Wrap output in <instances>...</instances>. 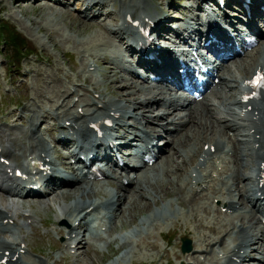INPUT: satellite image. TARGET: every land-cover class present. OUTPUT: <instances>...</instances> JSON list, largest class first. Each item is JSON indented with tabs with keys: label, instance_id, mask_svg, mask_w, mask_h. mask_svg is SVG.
Masks as SVG:
<instances>
[{
	"label": "bare ground",
	"instance_id": "bare-ground-1",
	"mask_svg": "<svg viewBox=\"0 0 264 264\" xmlns=\"http://www.w3.org/2000/svg\"><path fill=\"white\" fill-rule=\"evenodd\" d=\"M0 1V9H2L4 0ZM62 1H64V7L61 11L78 21L77 25L71 23L69 26H73L79 32L85 25H88L89 29L93 27L99 29V38L87 45L85 52L97 49L101 45L116 46L120 38L125 35L129 38L126 48L133 49L138 56V49L143 48L148 40L142 34L135 38L136 32L142 26L149 28L148 38L150 37L151 40L143 50L144 52L150 50L149 55L152 57L138 58L135 62L140 64L148 75L155 74L158 79L152 80L154 82L151 83L144 79L137 80L138 77L135 76L132 68H126V64L122 62L124 54L117 53L119 50L117 46L110 55L89 52L91 56L97 58L102 75L106 74L103 77L104 81L106 79L111 81H106L105 87L108 89L105 91L98 90L92 85L89 77H83L79 73H76L73 78L66 76V81L63 82L60 77L61 68L46 52L33 61L26 60L30 63L29 69L23 71L18 68L13 73L15 78L11 79V84L18 76L24 77L21 82L25 83H29L28 78L32 76L35 80L42 76L41 80L36 81L42 83L43 89L41 92L36 89L30 94L21 83L17 85L16 88L21 90L23 104L20 108L16 106L6 111L2 119L6 120L16 113L15 122L20 123L22 127L15 125L10 127L0 123V157L7 160L6 163L0 162V182L14 186L20 191L27 189L25 198L8 194L4 196L5 192L0 191V202H2L0 205V264H45L29 258L26 255L29 240L17 234L13 235L11 231H14L13 225L18 230L22 229L24 223H29L31 227L35 226L42 214L36 210L40 204L46 208L53 207L56 220L65 221L64 226H56V233L65 237V241L63 243L52 241L56 247L50 249L62 248L59 260L61 264H76L77 260L81 259L79 256L81 253L88 254L96 251L99 254L94 244L97 240H105L107 247L111 246L112 242H118V246L124 244L122 236L110 237L107 240L100 234L92 232L91 224L98 218L99 208L102 207L105 210L101 217L109 223L108 236L122 226L121 222L124 225L126 221L134 223L135 230L143 225L151 230L159 229L163 222L168 221L170 214H175L172 209L168 212L158 209L152 215L144 216V222H138L135 217L141 210L134 212V208L141 207L143 204L145 206L143 209H150L164 197L173 196L174 193L176 198L173 196L174 199L171 202L188 206L193 219L198 222V228L201 229H198V235L188 230L186 224H181V234H187L191 238L197 237L196 248L200 252L197 256L191 255L183 260L188 262L193 260L192 264L196 262L207 264L208 256L201 257V254L208 253L207 248L210 247V251L218 257L216 264H244L245 262L246 264H264V255L260 258L261 260L256 261L258 256L254 254V250L264 252V223L262 222L264 207L260 209V204H257L259 200L261 202L264 200V90L259 91L255 97L245 100V96L239 94L240 88L237 84L239 82L242 84L243 79L251 78L254 74H264V61L257 58V54L264 51V38H262L264 34L259 29V23L264 22V0H223L222 5L218 4L220 0H213L216 2L213 4L214 8L221 12L212 9L208 0H193L190 8L199 7L200 14L190 11V8L181 7L184 17L188 14L191 18L197 17L198 24L204 21L209 28L215 27V31L208 28L200 30L196 25L186 27V23L178 24L175 29L170 28V18L168 19L164 11H171L177 3H183L186 0H167L163 8L159 7L154 0H93L88 4L82 2L85 10H94L93 16L101 12L102 8L108 4H119L122 18L121 24L117 26L106 24L108 18L113 20L114 24L118 22L112 9L106 10L109 12L106 13L103 24L96 21L87 22L80 20L78 13L68 11L66 6L68 0ZM13 2L14 0H10V3ZM37 2H41L40 5H44L47 9L51 8L42 3L45 0H32L30 6L34 7ZM17 3L20 5L17 7L21 9L29 2L20 0L15 4ZM232 5L237 6L234 9L237 12L236 18L242 21V25L259 35L255 55H246L240 60L231 58L217 67L216 78L219 91L208 86L200 101L188 98L176 103L179 97L167 89L168 71L165 68V61L166 56L172 54V51H179L174 46L168 47L167 44H174L177 40L179 43H188L186 38L194 34L198 37L193 44L196 49L201 45V38L204 39L206 35L218 32V21L223 20L226 26L234 27L233 20L226 16V9ZM10 8L15 7L10 5ZM35 9L38 11V7L35 6ZM240 15H244L245 18ZM134 22L138 23L137 26L133 25ZM223 27L224 25L220 28ZM234 30L238 32L236 27ZM165 32L168 35L172 34V39L169 38L168 41L163 42L165 45L162 46L160 39L164 37ZM189 48H191L190 45ZM180 53H184V50L181 49ZM45 62L47 67L43 68L41 65ZM82 65H85V62L82 61ZM4 67L6 68V65ZM69 67L76 71L78 65L70 61ZM112 82H119V84H112ZM122 89L125 91L124 96L121 95ZM108 90L113 100H109L106 96ZM208 90L210 92L207 94ZM209 95L215 96L218 102L226 101L222 111L209 98ZM12 96L10 93L5 94L6 98ZM42 97L50 102L44 101ZM74 97L77 98L76 101H73ZM43 103H49L50 109H44ZM78 108L82 110L79 111ZM163 108L165 110L162 116L154 118L153 114ZM131 112H133L132 116ZM130 116L133 121L127 122L126 118ZM45 119H53L55 123L47 126L46 131H41L37 125L39 121H45ZM105 120L111 121V126H108ZM58 122L60 126H57ZM162 122H165L164 144L169 152L153 141L157 127ZM60 127L66 128L68 132L56 137L55 134ZM101 129L102 136H100ZM116 130L120 132L118 136L115 135ZM230 131L236 135L229 136ZM46 135L51 138L52 147ZM92 136L97 137L91 139ZM117 137L120 140H117ZM56 141H58L57 144ZM84 141L86 143H83ZM137 144H143L146 151L157 152L149 168L143 161V157V165L140 166L141 168H136V162L140 160L134 153ZM201 144H207L208 148H201ZM211 147H214L216 151L212 152ZM122 148L125 152L121 150ZM80 153L86 156L91 155V164L100 166L105 181H97L96 178L90 182L85 180L87 175L94 174L95 169L89 167L86 172H82L69 161V158L80 160ZM229 155L234 159L235 177L223 190L217 192L221 187L218 188L216 183L212 184L214 180L208 181L205 174L198 172V167L201 163L213 162L214 158L216 164L225 163ZM122 156L126 158L123 159L124 164L116 167V161ZM175 156L180 157L181 160L174 162ZM249 156L253 158L255 165L249 164ZM200 157L201 162L198 161ZM58 165L62 169L58 168ZM104 165L106 166L103 167ZM15 169L22 172L21 178H15L10 174V172L14 174ZM182 176H184L182 182L190 186L189 190L197 194L208 191L211 195L185 198L184 193L189 192L187 186L182 187L180 184ZM126 179L128 183L122 187L121 184ZM151 180H155V183ZM164 181H167V186ZM105 182L114 186L115 189L123 188L125 193L121 196L116 193H105L103 191ZM168 186L171 188L167 189ZM211 188L213 189L210 190ZM165 189H167L166 195H164ZM234 191L238 192L237 199L233 198ZM65 196L68 197L65 198ZM214 198L219 200L220 207H226V210L234 212L233 214L225 213L224 219H220L221 212L219 208L214 207L212 217H216V225L206 224L197 218V212L201 209L203 213L209 215L202 203L209 202L210 199L213 202ZM67 199L73 202L64 204ZM126 200L128 201L123 204ZM248 205H251V209H247ZM116 209L121 212L119 219H115L112 214ZM125 209L130 212V216L123 212ZM21 217L23 221H20ZM40 221L45 222L42 218ZM183 225L184 227L181 228ZM79 228L80 231H78ZM235 230L238 233L235 243L225 242L226 237L229 238ZM206 232L209 235H206ZM45 235L49 236L48 233ZM159 235L163 238L161 232ZM151 237L152 233L147 231L145 236L136 241L135 246L155 251L159 258L162 254L158 251L156 242H145ZM126 246L127 244L124 247ZM72 248H75V251L71 253ZM118 249L122 248L118 247ZM132 253L135 252L132 251ZM122 254L119 252L107 264H133L138 257V255L133 256L134 259L130 260L127 259V255L121 256ZM70 258L73 259L72 262ZM177 258L180 259L182 256L179 254Z\"/></svg>",
	"mask_w": 264,
	"mask_h": 264
},
{
	"label": "rangeland",
	"instance_id": "rangeland-1",
	"mask_svg": "<svg viewBox=\"0 0 264 264\" xmlns=\"http://www.w3.org/2000/svg\"><path fill=\"white\" fill-rule=\"evenodd\" d=\"M15 2L18 0H14ZM51 1L47 0L46 2ZM89 2L90 0H80ZM156 4H158L159 7L163 8L167 4V0H154ZM31 2V1H30ZM42 2L49 7L50 9H47L44 5H40L41 2L36 3V7H38V11L35 9V6H30V3H26L25 6L22 7L21 9L16 7V8H10V0H4L2 5L4 8L0 9V20L6 21L12 26L16 28L17 31L20 34L16 35V39L22 40L27 39L28 40V45L26 47L28 49H31V54L26 55L27 58L23 59L22 57V62L17 64L16 58L19 56H22L20 52H18L14 47L13 43L7 42V43H2L0 41V109H4L6 105L8 106V109L14 108L15 104L18 103V107L20 108L23 102L21 101V90L17 89L16 86L19 85L20 83L28 91L30 94H32L36 89H38V92H41L43 89L42 83H38L37 81L41 80V77H37V81L34 79V77L28 78L29 83L21 82L24 80V77L18 76L16 77L15 81L13 84L10 83L12 78H15L13 76V73H15L18 69L17 66L20 64V68L22 69H28L29 65H26L24 63V60H34L37 56V54L42 55L43 52H46L50 56H52V59L54 63L61 68V73L60 77L62 81H66V76L74 77L76 73L81 74L83 77L87 76L91 79L92 85L97 87L98 90H107L108 88L105 87L106 81L111 82L110 79L103 78L106 76V74L103 76L102 71L100 69V64L97 61V58L91 56L89 52L97 55L101 54H108L110 55L112 51L116 50V46L113 44L109 45H101L97 49L90 50L89 52H85V48L87 45L91 44L94 39L99 38V29L97 27H93L89 29L88 25L82 26L80 28V33L76 28L73 26H69V24L73 23L74 25L78 24V21L75 20L72 16L67 15L66 13H63V11L56 10L52 6H54L53 2L46 3ZM61 2V1H60ZM81 2H78V0H69L68 7L70 12H77L79 13V19L87 22H91V15L92 12L86 11L83 8H79ZM1 3V1H0ZM39 4V6H38ZM56 5V8L63 7V5ZM191 2H188L186 6H189ZM14 5V3H13ZM17 5H19L17 3ZM16 6V5H15ZM20 6V5H19ZM109 8H112L116 11L117 15L120 16L121 12L119 11V6L115 5L113 6L112 4L107 5L105 8H103L102 12L96 15L94 20L99 23L105 22L104 20V13L106 10ZM75 8V9H74ZM77 9V10H76ZM180 8L174 7L171 11H166L168 13V17L170 18L169 23L176 26L178 23H180ZM228 12H232L233 8L230 7L226 9ZM194 12H199V11H194ZM174 21H178L174 23ZM188 21L190 23H195L196 17L193 19L189 18ZM34 22V23H33ZM114 21L108 18L106 20V24L109 26H114ZM120 23V21H119ZM7 26V24H5ZM234 25L236 27H240L241 25H238V21L234 20ZM11 26V27H12ZM43 26V27H41ZM263 26V27H262ZM45 27V28H44ZM47 28V29H46ZM260 30L264 33V23H261ZM47 34V35H45ZM97 35V37H96ZM167 34H164V37L166 40L169 38L166 36ZM10 37H13L10 35ZM23 37V38H22ZM17 40V41H18ZM95 41V40H94ZM191 42V40H189ZM127 45V39L122 37L121 42L118 44L117 48L123 52L124 54V63L126 64V68H134L136 69V74L139 75L137 79L139 81H142L143 78L147 80L148 74L140 68L139 65L135 64L134 62V53L132 50L126 49ZM33 48L37 51L35 54ZM260 60H264V54L260 57ZM74 61L77 65L78 68L76 71H73L69 67V62ZM82 61L85 62V65H82ZM6 65V68L4 67ZM90 65V67H89ZM43 68L47 67V62L43 63L41 65ZM100 69V71H99ZM5 71V72H4ZM138 71V72H137ZM6 73V75H5ZM126 73V72H125ZM41 74V73H39ZM5 75V76H4ZM110 75V74H109ZM119 78V77H118ZM27 81V80H26ZM119 84V82H112V84ZM72 87V86H71ZM92 87V86H91ZM31 88V89H30ZM169 89V88H168ZM8 92L12 97L6 98L4 97V93ZM124 89L121 90V95L124 96ZM46 96H50L49 94H46ZM106 96L109 98V100H113V97L109 90L106 92ZM44 101L50 102L49 100L45 99V97H42ZM148 99V98H147ZM213 102L217 105L218 109L222 111L224 109V105L226 101H221L218 102L217 98H214L213 96L211 97ZM77 98H73V101H76ZM59 103V102H58ZM41 104V103H39ZM43 108L44 109H50V104L49 103H43ZM53 109H55V106H53ZM133 114V113H131ZM17 114H13L12 117L9 120H6L4 123L8 126H14L18 125L15 122V117ZM162 116V111H158L155 114H153L154 118ZM127 121H131V117L127 118ZM55 121L54 120H46V121H39L38 127L41 130H45L48 124H53ZM1 123V122H0ZM164 122L160 124V126L157 127V131L155 134V139L159 140V145L164 147V150L166 152H169L168 147L164 144V138H163V131L165 130L164 128ZM230 133L232 134L233 131ZM229 133V136H230ZM47 139L50 142L51 145V139L46 136ZM204 144H201V148L203 147ZM124 159V157H122ZM173 160L180 161V157H173ZM199 160V158H198ZM233 157L229 155V157H226L225 163H219L220 165L217 167L216 163L212 162H207L204 164H200L198 167V172H202L205 174L206 179L208 181L214 180V183H216V186L221 189H223L227 184H229L232 181V178L235 177V172H234V161ZM123 161V160H122ZM213 161V159H212ZM173 162V163H174ZM248 162L253 163V158L248 157ZM139 164L138 166H141L143 163L141 160L137 162ZM149 168V167H148ZM206 169V171L203 172V170ZM210 173H212L213 178H211ZM215 176V177H214ZM184 176L181 177L180 184L182 187L187 186L188 187V192L187 191L184 193L185 198L193 197V196H200V195H211L210 192H201L200 194H195L194 191L189 190L190 186L187 185V183H183L182 179ZM152 183H155V180H151ZM165 182V186H167V181ZM160 184V183H157ZM171 187L168 186L167 189H170ZM165 189V194L166 191ZM211 188L210 190H212ZM221 189H219L217 192H219ZM115 189L114 186L109 185V184H103V191L105 193H116L119 195H122L125 193L123 189L119 190ZM216 191V190H215ZM175 198H176V193H174ZM169 195V194H168ZM173 196H166L164 197L161 201L158 202L156 206H152L150 209H143L145 206L143 204L141 207L134 208V212H137L136 214V221H144L143 217L147 215H152L153 212L157 211L158 209L168 212L169 209H172L175 214H170L168 221H165L162 223L161 227L159 230L156 229H149V227H143V229H134L135 224L134 223H129L126 221L128 224H125L124 227H118L115 231L111 232L110 236L113 237L115 235H122L124 237V244H121V246H118L117 242L111 243V246L106 247V244L104 241L97 240L94 243L99 254L96 253V251H93L88 254H83L81 253L79 256L81 259L77 260L76 264H107L109 260L115 256L118 255L119 252L124 253L121 256L127 255V259H134L133 256L138 255V257L135 259L136 263L135 264H150V261L156 260L153 264H192L193 260L185 261L183 259L189 258L191 255L197 256L200 254V252L196 248V244L198 245L197 237L191 238L187 234H181L180 233V226L181 224H186L188 227V230L193 231L194 233L199 235V229L198 228V222H196L193 219V216L191 215V212L189 211L188 206H181L177 203H172L174 197ZM68 196H65V198ZM155 197V196H154ZM236 197V191H234L233 198ZM183 198V197H182ZM129 200V199H128ZM128 200L124 201L123 204H125ZM212 199L209 200V202L202 203L203 206L207 209L209 212V215H206L203 213V211L200 209L197 212V218L201 221H203L206 224H212L216 225V217H212L214 213V206L215 208H219L221 210V217L220 219H224L223 215L225 213H229V211H226L225 207H220L219 205V200L216 198L214 202H211ZM73 200L67 199L65 200L66 204H70ZM145 202V200H143ZM142 201V202H143ZM140 201H138L139 203ZM149 202V201H148ZM129 203V202H128ZM60 204V203H59ZM264 204V202L262 203ZM125 206V205H124ZM151 206V205H150ZM218 206V207H217ZM53 208V207H52ZM52 208H46L42 206L41 204L36 208L37 211L41 212L42 214L40 215V218H48L49 222L48 224L44 225L42 222L37 221L36 227L35 228H29V229H22L20 232H18L17 227L13 226L15 230H17L18 233H20L23 236H26V238L29 240V246L27 248V256L31 259H35L38 261H44L47 262L48 264H53L56 255L60 252V249H55L51 250L50 248L56 247L55 244H53L52 241H63L64 239L61 236L54 235L52 233V230L57 225H60V223H55L56 216H55V211ZM247 209H251V205H248ZM47 210V212L45 211ZM54 212V213H53ZM123 212L128 213L130 216V212H128L126 209L123 210ZM113 213L117 215L120 213V211L117 209ZM119 217V216H118ZM116 217V218H118ZM212 217V218H211ZM124 216L122 217V219ZM105 219H97L94 221L93 224V231L94 229L97 228L98 233L107 235V226L101 224L103 223ZM118 223V221H117ZM260 223V221H259ZM121 225L123 223L121 222ZM147 225V224H146ZM184 225L181 227L183 228ZM199 229V230H198ZM13 235H15V231L11 230ZM37 231V232H35ZM44 231H49V237L45 236L43 233ZM150 231L152 233L151 239H146L145 242H152V241H157L159 245L158 251L162 254L161 257H157V254L155 251L149 250V249H142V246H135L136 241L141 239L143 236H145L146 232ZM162 232L163 237H168L169 238V246H167L161 239V236L159 233ZM172 232L174 234H172ZM206 235H209L208 232H206ZM182 236H186L191 240L192 243V251L189 254H182L180 249H179V238ZM108 235L106 236V238ZM110 238V237H109ZM238 238V233L233 231V233L230 235V237H226L225 242L229 243H235V241ZM126 241V242H125ZM127 244L126 247H124ZM177 244V246L175 245ZM118 247L122 249H118ZM135 252V253H132ZM208 253H202L201 257L208 256L209 263L207 264H216L218 257L216 256L215 253L210 251V247L207 248ZM258 252L255 253L257 257L256 261H259V258L263 256L264 252ZM80 252H82V248H80ZM181 255L182 258L178 259L177 255ZM50 256V257H49ZM53 258L51 259V257ZM157 258V259H155ZM72 262L73 260L70 259ZM196 264H201L199 262H196Z\"/></svg>",
	"mask_w": 264,
	"mask_h": 264
},
{
	"label": "water",
	"instance_id": "water-1",
	"mask_svg": "<svg viewBox=\"0 0 264 264\" xmlns=\"http://www.w3.org/2000/svg\"><path fill=\"white\" fill-rule=\"evenodd\" d=\"M183 252L189 251L191 249L189 243L185 241L182 246Z\"/></svg>",
	"mask_w": 264,
	"mask_h": 264
}]
</instances>
